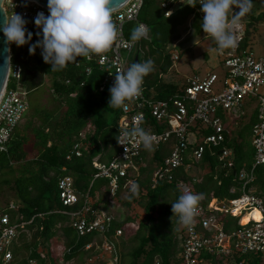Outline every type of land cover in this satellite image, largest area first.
<instances>
[{"label": "trees", "instance_id": "16d2710c", "mask_svg": "<svg viewBox=\"0 0 264 264\" xmlns=\"http://www.w3.org/2000/svg\"><path fill=\"white\" fill-rule=\"evenodd\" d=\"M161 1L157 0L156 14L150 16L146 14V4L142 0L138 20L147 25L149 39L139 46L136 55L141 62L138 54L141 51L145 61L151 57L153 62V71L144 77L142 84L146 96L171 101L177 92H181L183 83L163 79L173 68L168 46L172 45V38L182 21L189 16L196 21L203 13L197 0H193L166 17ZM260 8L259 3L251 0L248 11L240 18L248 20L244 36L238 44L239 53L245 49L242 47L247 42L249 26L264 21V9L255 13ZM131 26V23L126 26L129 27L127 37L128 32L132 34ZM195 27V32L199 34L202 31L200 25L195 23ZM36 41L37 38L32 36L29 44L11 46V63L20 66L19 84L27 93L41 86L45 77L50 79L53 109L28 102L27 111L14 128L5 149L0 150V195L4 194V190L13 193L12 199L0 201V214L7 213L9 222L18 224L19 230L12 247V259L6 264H29V261L34 264H59L51 246L60 237L65 247L62 252L64 262L85 252V247L90 244L88 249L91 248V251L96 244H107L114 257L110 264H184L181 246L184 226L178 223L171 211V204L183 194L177 183L183 181L190 186V192L199 197L197 205L205 206L211 198L222 201L238 197L243 182L237 179V172L241 169L249 171L253 162V147L248 138L256 122V114L255 118L252 113L238 117L236 128L227 123L222 142L205 147L194 169H188L185 163L170 169V179L165 177L152 182V173L163 167L166 154L159 153L161 145L157 148L152 146V153L142 146L136 160L137 170H131L121 178L119 188L112 193L110 180L94 178L97 169L92 167L94 158L100 163H107L118 152L117 124L122 112L121 108L108 107L111 86L104 83L103 71L85 58L77 57L75 63L63 70L51 71L50 65L44 63L39 48L34 54H29L30 44ZM86 68H89V73H86ZM15 88V80L9 77L7 89ZM245 105H254L253 99H246ZM221 113L218 111L219 115ZM244 118L248 119L246 123L242 122ZM146 121L154 123L149 116ZM166 143L171 146V141ZM249 145L252 152L247 154L245 149ZM224 147L232 151L231 168H224L218 160ZM253 172L254 177L246 183L245 189L253 191L264 206V165L256 166ZM66 175L72 177L77 195V202L71 205H63L59 197L58 181ZM128 179L133 181L135 192L122 189ZM230 189L234 191L230 192ZM122 194H126L124 199L120 197ZM106 198L126 209L136 204L142 209L143 216L136 221L130 212L124 215L118 213L120 207L113 212L107 207ZM10 202L14 204V209L7 208ZM211 214L217 216L222 230L227 233L242 227L237 224V218L229 214L217 211ZM80 219L84 222L83 234L77 229ZM95 221L100 222L86 231ZM25 233L30 234L29 239H26ZM200 257L212 264H220L226 259L206 251H202ZM232 260L234 263L262 264L263 257L246 252L233 255ZM99 264L106 263L101 261Z\"/></svg>", "mask_w": 264, "mask_h": 264}, {"label": "built area", "instance_id": "2783aa9c", "mask_svg": "<svg viewBox=\"0 0 264 264\" xmlns=\"http://www.w3.org/2000/svg\"><path fill=\"white\" fill-rule=\"evenodd\" d=\"M192 1L163 0L161 7L168 17L177 8ZM197 2L199 4V0ZM141 5L142 0H130L124 7L113 12L116 37L112 46L102 54L85 58L93 61L103 71V81L110 86L114 84L115 74L127 69L130 53L139 48L142 40L149 39L147 25L138 20ZM3 8L9 16L13 12L21 15L27 21V31L38 39L39 29L35 27L33 20L38 12L47 16L46 8L28 0H4ZM228 22L235 36V44L231 48L219 50L224 54V71L220 75L207 71L185 77L181 92H177L171 101L148 97L142 89L138 96L126 102V109L121 108L122 115L117 124V154L107 163H100L97 158L92 160V167L97 169L94 178H108L111 192L114 193L119 188V180L131 170H137L136 162L143 145L138 143L139 136L133 135V132L141 129L151 136L152 146L155 148L171 141V151L165 156L163 167L152 173V182L165 177L170 179L169 170L184 163L188 169H194V164L200 160L205 147L215 146L223 141V133L226 131L224 126L228 123L224 122L223 117L230 115L238 119L246 114L243 109L245 100L253 99L257 117L250 136L253 162L249 171L241 169L237 172V179L243 182L241 193L236 198L222 201L211 198L205 206L196 205L192 222L183 225L181 246L184 264H212L200 257L202 251L224 256L226 259L220 264H243L234 263L232 259L233 255L246 252L264 257V206L253 191L245 189L246 183L254 177L253 169L264 165V55L255 56L245 49L239 53L238 44L244 36L245 27L238 24L232 26L231 20ZM128 23L135 24L136 27L145 26L144 38L137 41L129 39V27H126ZM170 58L174 64L178 60V53L173 50ZM10 66L9 77L15 80L16 88L8 90L6 87L0 98V150L5 149L14 128L20 123L28 107L27 92L19 84L21 68L18 64L11 63ZM85 71L90 72L89 68ZM218 111L222 112L221 115ZM147 116L154 123L146 121ZM200 125H204V128ZM76 155H79L77 151ZM218 160L224 168H231L232 151L224 147ZM133 186V181L128 179L122 189L132 191ZM177 186L182 193L185 189L190 192V186L183 181H179ZM58 189L63 205L77 202L72 177L66 175L59 179ZM233 191L234 189H230V192ZM7 208L14 209L15 206L10 202ZM1 209L0 206V213ZM212 211L236 217L237 224L242 227L229 233L223 231L217 216L211 214ZM255 211L259 214V219L253 216ZM102 216L105 217L104 214ZM244 217L246 221L242 223ZM99 222L95 221L86 231L96 227ZM77 229L80 234L84 233L82 219L77 224ZM18 233V224L10 223L7 213L0 214V264H6L12 259V247ZM105 245L111 250L110 246ZM29 264L34 263L29 261Z\"/></svg>", "mask_w": 264, "mask_h": 264}, {"label": "clouds", "instance_id": "9594fccd", "mask_svg": "<svg viewBox=\"0 0 264 264\" xmlns=\"http://www.w3.org/2000/svg\"><path fill=\"white\" fill-rule=\"evenodd\" d=\"M110 2L111 0H47L48 15L38 12L33 20L39 32L37 41L28 48L29 54H34L39 48L42 59L50 65V70L60 71L75 63L77 57L87 58L108 51L116 37ZM250 2L251 0H199L203 13L200 27L214 41L218 51L235 44L228 22V14L233 5L239 4V10L233 11L231 18V24L235 26L248 11ZM26 24L27 21L21 15L13 12L9 16L5 13L3 23L0 24L5 43L15 44L17 47L29 44L33 33L27 31ZM145 35V26L138 25L130 39L137 41ZM151 71L153 62L147 60L132 63L126 70L116 73L114 84L109 88L108 107L126 109V102L141 93L144 77ZM133 135L139 136L138 143H142L146 150L151 149L149 134L136 129ZM132 191H136L135 185ZM198 199L197 195L185 189L176 202L171 204V211L178 223L189 225L192 222Z\"/></svg>", "mask_w": 264, "mask_h": 264}, {"label": "rangeland", "instance_id": "374dc122", "mask_svg": "<svg viewBox=\"0 0 264 264\" xmlns=\"http://www.w3.org/2000/svg\"><path fill=\"white\" fill-rule=\"evenodd\" d=\"M146 4V14L153 16L156 14L157 7V0H144ZM257 3L260 4L261 8L259 10H256L255 13L262 11L264 9V0H255ZM239 10V4L235 11ZM232 13V11L230 10ZM201 14V12H199ZM232 14H229L228 20H231ZM248 20V18H245ZM203 20V16L200 15L198 19H193L192 16H189L187 19L182 21V23L177 27L176 30V37L175 39L172 38L173 43L170 44L168 49L172 52L175 50L178 53V60H176L173 64V68L171 69V72L169 75L166 74V77L163 79L166 81L176 82L182 84L184 82L185 77H190L194 74H204L205 72H213L217 75H220L224 71V65H223V57L224 54H221L220 51L217 50V46L214 43V41L203 31H201L199 34L195 32V23L199 26ZM246 20H239L237 23L242 28L245 27L246 29ZM133 26V25H132ZM131 33L128 32V38L130 39ZM235 40V36H234ZM145 44V40H142L140 42V45ZM15 46V44L10 45ZM245 50H248L252 52L255 56H262L264 55V21H260L257 23H253V25L249 26V34L247 38V42L244 44ZM137 49H134L129 56V61L127 68L134 63V56L136 55ZM139 58L141 62H144L143 59V53L140 51ZM151 58V57H150ZM148 60H151V59ZM50 97H51V91H50V79L48 77H45V82L39 86L36 89H33L29 93H27V101L30 105H45L47 106V109H53V104L50 103ZM255 107L254 105H245L244 106V112L246 114L252 113L255 118ZM252 116V115H251ZM245 120L242 122L246 123L248 121L247 118H244ZM224 122H228L231 127H237L236 125V118L230 115H227L226 117H223ZM201 128H204V125H200ZM210 132V130H208ZM248 141L250 143V138H248ZM168 148V151H167ZM153 149H150V153H152ZM171 151L170 143H162L159 148V153L161 155L166 154L167 156L169 152ZM167 152V153H166ZM245 152L247 154H250L252 152V148L249 145V148L246 147ZM33 154V152H32ZM148 155V154H147ZM3 195H0V201L4 202L6 198L12 199L13 193L4 190ZM124 193V192H123ZM121 198H125L126 194H122L120 196ZM108 201L109 209L113 212H117L118 208L121 210H118L119 212L124 213L130 212L135 216V220L138 221V219H141L143 216V211L141 208H139L136 204H133L131 208L126 209L120 205H116V201L110 202V199L106 198ZM26 234V233H25ZM30 234H26V239H29ZM96 237V236H95ZM63 238H57V240H54L52 243L51 248L53 249V256L55 260L59 264H78L79 262H82V264H99L101 261H105L106 264H110L112 262V259H114L112 253L109 248L106 247L105 244L102 246H96L94 249L91 248L88 249L90 246L85 247V252L80 254L79 256H76L75 258H72L71 260H68L67 262L63 261L62 258V252L64 251L65 247L63 246L64 242L62 240ZM96 239V238H94ZM57 245V247H55ZM93 246V245H92ZM90 257H89V255ZM25 255V253H24ZM262 264H264V257Z\"/></svg>", "mask_w": 264, "mask_h": 264}, {"label": "water", "instance_id": "95a60500", "mask_svg": "<svg viewBox=\"0 0 264 264\" xmlns=\"http://www.w3.org/2000/svg\"><path fill=\"white\" fill-rule=\"evenodd\" d=\"M4 1V0H3ZM37 3L43 8H46L47 0H28ZM130 0H111L110 2V10L111 12H115L122 7H124ZM238 4L233 5L232 12L236 10ZM0 24L3 23V20L5 18V11L3 8V2L0 3ZM47 9V8H46ZM136 28V25L134 24L132 26V32ZM174 37L173 39H175ZM10 58V60H9ZM138 55L134 56V63H138ZM9 65H11V52H10V45L5 43V37L3 36V33L0 32V98L7 87L8 80H9ZM9 68V70H8ZM8 71V72H7Z\"/></svg>", "mask_w": 264, "mask_h": 264}, {"label": "bare ground", "instance_id": "6f19581e", "mask_svg": "<svg viewBox=\"0 0 264 264\" xmlns=\"http://www.w3.org/2000/svg\"><path fill=\"white\" fill-rule=\"evenodd\" d=\"M253 216L255 217V219H259V214L256 211L254 212ZM245 221L246 218L244 217L241 222L244 223Z\"/></svg>", "mask_w": 264, "mask_h": 264}]
</instances>
